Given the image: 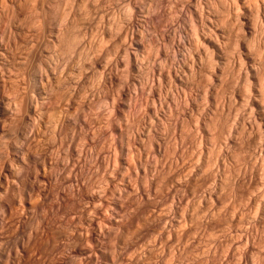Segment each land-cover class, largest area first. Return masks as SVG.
I'll return each mask as SVG.
<instances>
[{
	"label": "rangeland",
	"instance_id": "rangeland-1",
	"mask_svg": "<svg viewBox=\"0 0 264 264\" xmlns=\"http://www.w3.org/2000/svg\"><path fill=\"white\" fill-rule=\"evenodd\" d=\"M263 48L264 0H0V264H67L69 257L68 264H131V258L133 263L139 260L135 264H166V260L167 264H194L197 259L196 264H202L201 260L225 264L231 259L228 264L235 259L238 264H264ZM257 123H261L260 131ZM209 182L217 185L216 193ZM76 184H81L83 192ZM69 185L74 188L70 190ZM116 185L121 194L116 193ZM86 198L103 204L91 207ZM212 212L220 213L218 219ZM247 230L252 234L246 238ZM227 233L233 237L228 235L226 240ZM154 242L160 245L161 251L154 250L157 255L151 250ZM146 245L151 248L144 249ZM228 245L233 248L229 247L230 253ZM136 251L141 257L137 258Z\"/></svg>",
	"mask_w": 264,
	"mask_h": 264
},
{
	"label": "bare ground",
	"instance_id": "bare-ground-1",
	"mask_svg": "<svg viewBox=\"0 0 264 264\" xmlns=\"http://www.w3.org/2000/svg\"><path fill=\"white\" fill-rule=\"evenodd\" d=\"M223 4H224V3H223ZM258 15H259V14H258ZM238 20H239V19H238ZM250 26H251V25H250ZM246 30H247V29H246ZM195 32H196V31H195ZM213 32H214V31H213ZM222 32H224V31H222ZM251 32H252V31H251ZM257 32H258V31H257ZM226 34H227V33H226ZM221 35H222V34H221ZM206 37H207V36H206ZM208 37H209V36H208ZM217 37H218V35H217ZM224 37H225V36H224ZM163 38H164V37H163ZM212 38H213V37H212ZM213 41H214V40H213ZM160 42H161V41H160ZM214 42H215V41H214ZM219 42H220V41H219ZM237 42H238V41H237ZM204 43H205V42H204ZM217 43H218V42H217ZM239 43H240V42H239ZM251 44H252V43H251ZM244 46H245V45H244ZM251 46H252V45H251ZM255 46H256V45H255ZM237 48H238V47H237ZM251 48H252V47H251ZM257 48H258V47H257ZM217 49H218V48H217ZM252 49H253V48H252ZM255 49H256V47H255ZM263 49H264V48H263ZM219 50H220V49H219ZM169 52H170V51H169ZM251 52H253V51H251ZM263 53H264V52H263ZM166 54H167V53H166ZM252 54H253V53H252ZM257 54H258V53H257ZM259 54H260V53H259ZM221 55H222V54H221ZM246 55H247V53H246ZM261 55H262V54H261ZM166 56H167V55H166ZM233 56H234V55H233ZM254 56H256V55H254ZM254 56H253V57H254ZM257 56H258V55H257ZM257 56H256V57H257ZM155 57H156V56H155ZM168 57H169V56H168ZM161 58H162V57H161ZM251 58H252V57H251ZM140 59H141V58H140ZM196 59H197V58H196ZM240 59H241V58H240ZM254 59H255V58H253V60H254ZM256 59H257V58H256ZM256 59H255V60H256ZM175 60H176V59H175ZM218 60H219V59H218ZM263 60H264V59H263ZM263 60H262V61H263ZM212 61H213V60H212ZM241 61H242V60H241ZM210 62H211V61H210ZM225 62H226V61H225ZM263 62H264V61H263ZM140 63H141V62H140ZM212 63H213V62H212ZM234 63H235V62H234ZM153 64H155V63H153ZM183 64H184V63H183ZM225 64H226V63H225ZM242 64H243V63L241 62V66H242ZM258 64H259V63H258ZM263 64H264V63H263ZM263 64H262V65H263ZM246 66H247V65H246ZM163 67H164V66H163ZM171 67H172V66H171ZM218 67H219V66H218ZM221 67H222V66H221ZM247 67H249V66H247ZM247 67H246V68H247ZM252 67H254V66H252ZM255 67H256V66H255ZM105 68H106V67H105ZM176 68H177V67H176ZM250 68H251V67H250ZM161 69H162V68H161ZM232 69H233V68H232ZM241 69H242V68H241ZM245 70H247V69H245ZM245 70H244V73L246 72ZM248 70H250V69L248 68ZM248 70H247V71H248ZM259 70H260V69H259ZM151 71H152V70H151ZM224 71H225V70H224ZM251 71H252V69H251ZM262 71H263V70H262ZM74 72H75V71H74ZM226 72H227V71H226ZM240 72H241V70H240ZM252 72H253V71H252ZM211 73H213V72H211ZM224 73H225V72H224ZM161 74H162V73H161ZM107 75H108V74H107ZM177 75H178V74H177ZM223 75H224V74H223ZM253 75H254V74H253ZM260 75H261V74H260ZM262 75H263V74H262ZM180 76H181V75H180ZM217 76H218V75H217ZM240 76H241V74H240ZM257 76H258V75H257ZM257 76H255V78H256ZM196 77H197V76H196ZM247 77H248V76H247ZM252 77H253V76H252ZM262 77H263V76H262ZM160 78H162V77H160ZM180 78H181V77H180ZM193 78H194V77H193ZM218 78H219V77H218ZM240 78H241V77H240ZM255 78H254V79H255ZM263 78H264V77H263ZM103 79H104V78H103ZM125 79H126V78H125ZM182 79H183V78H182ZM194 79H195V78H194ZM208 79H209V78H208ZM219 79H220V78H219ZM245 79H246V78H245ZM248 79H249V78H248ZM250 79H251V78H250ZM160 80H161V79H160ZM260 80H261V79H260ZM79 81H80V80H79ZM222 81H223V80H222ZM222 81H221V82H222ZM123 82H124V81H123ZM243 82H244V81H243ZM248 82L250 83V81H248ZM252 82H253V81H252ZM121 84H122V83H121ZM251 85H253V84H251ZM256 85H257V84H256ZM259 85H260V84H259ZM262 85H263V84H262ZM224 86H225V85H224ZM249 86H250V85H249ZM13 87H14V86H13ZM260 87H261V86H260ZM113 88H114V87H113ZM216 88H217V87H216ZM185 89H186V88H185ZM249 89H250V87H249ZM255 89H256V88H255ZM181 90H182V89H181ZM147 91H148V90H147ZM183 91H184V90H183ZM252 91H253V90H252ZM185 92H186V91H185ZM146 93H147V92H146ZM222 93H223V92H222ZM106 94H107V93H106ZM182 94H183V93H182ZM216 94H217V93H216ZM263 94H264V93H263ZM159 95H160V94H159ZM232 95H233V94H232ZM248 95H249V94H248ZM250 95H251V94H250ZM254 95H255V94H254ZM257 95H258V94H257ZM80 96H81V95H80ZM233 96H234V95H233ZM246 96H247V95H246ZM261 96H262V95H261ZM263 96H264V95H263ZM105 97H106V96H105ZM248 97H249V96H248ZM248 97H247V98H248ZM250 97L252 98V96H250ZM250 97H249V98H250ZM255 97H256V96H255ZM223 98H224V97H223ZM243 98H244V97H243ZM141 99H142V98H141ZM257 99H258V98H257ZM259 99H260V98H259ZM262 99H263V98H262ZM84 100H85V99H84ZM113 100H114V99H113ZM3 101H4V100H3ZM245 101H246V100H245ZM247 101H248V100H247ZM250 101H251V99H250ZM253 101H258V100H253ZM253 101H252V103H253ZM260 101H261V99H260ZM262 101H263V100H262ZM100 102H101V100H100ZM103 102H104V101H103ZM113 102H114V101H113ZM155 102H156V101H155ZM220 102H221V101H220ZM43 103H44V102H43ZM115 103H116V102H115ZM150 103H151V102H150ZM185 103H186V102H185ZM185 103H184V104H185ZM224 103H225V102H224ZM254 103H255V102H254ZM80 104H81V103H80ZM155 104H156V103H155ZM256 104L258 105V104H260V103H256ZM261 104H262V103H261ZM262 105H263V104H262ZM91 106H92V105H91ZM258 106H259V105H258ZM54 107H55V106H54ZM89 107H90V106H89ZM100 107H101V106H100ZM151 107H152V106H151ZM181 107H182V106H181ZM259 108H260V106H259ZM206 109H207V108H206ZM217 109H218V108H217ZM256 109H258V108H256ZM86 110H87V109H86ZM232 110H233V109H232ZM252 110H253V109H252ZM81 111H82V110H81ZM89 111H90V110H89ZM101 111H102V110H101ZM108 111H109V110H108ZM181 111H182V110H181ZM224 111H225V110H224ZM258 111H259V110H258ZM262 111H263V110H262ZM262 111H261V112H262ZM20 112H21V111H20ZM33 112H34V111H33ZM93 112H94V111H93ZM103 112H104V111H103ZM106 112H107V111H106ZM116 112H117V111H116ZM151 112H152V111H151ZM165 112H166V111H165ZM189 112H190V111H189ZM98 113H99V112H98ZM130 113H131V112H130ZM140 113H141V112H140ZM251 113H252V112H251ZM73 114H74V113H73ZM99 114H100V113H99ZM201 114H202V113H201ZM223 114H224V113H223ZM249 114H250V113H249ZM251 115H252V114H251ZM60 116H61V115H60ZM135 116H136V115H135ZM160 116H161V115H160ZM202 116H203V115H202ZM242 116H243V115H242ZM245 116H246V115H245ZM245 116H244V117H245ZM249 116H250V115H249ZM253 116H254V115H253ZM261 116H263V115H261ZM72 117H73V116H72ZM150 117H151V116H150ZM219 117H220V116H219ZM236 118H237V117H236ZM15 119H16V118H15ZM26 119H27V118H26ZM49 119H50V118H49ZM142 119H143V118H142ZM160 119H161V118H160ZM213 119H214V118H213ZM245 119H246V118H245ZM253 119H255V118H253ZM69 120H70V119H69ZM72 120H73V119H72ZM99 120H100V119H99ZM102 120H103V119H102ZM199 120H200V119H199ZM222 120H223V118H222ZM257 120H258V119H257ZM77 121H78V120H77ZM211 121H212V120H211ZM255 121H256V120H255ZM91 122H92V121H91ZM228 122H229V121H228ZM248 122H249V121H248ZM251 122H252V121H251ZM262 122H263V121H262ZM85 123H86V122H85ZM145 123H146V122H145ZM149 123H150V122H149ZM212 123H213V122H212ZM245 123H246V122H245ZM258 123H259V121H258ZM258 123H257V125H259V131H260V129H261V128H260V124H261V123H260V124H258ZM33 124H34V123H33ZM40 124H41V123H40ZM47 124H48V123H47ZM50 124H51V123H50ZM173 124H174V123H173ZM176 124H177V123H176ZM220 124H221V122H220ZM223 124H224V123H223ZM241 124H242V123H241ZM263 124H264V122H263ZM17 125H18V124H17ZM226 125H227V124H226ZM11 126H12V125H11ZM53 126H54V125H53ZM179 126H180V125H179ZM209 126H210V125H209ZM214 126H215V125H214ZM261 126H262V125H261ZM117 127H118V126H117ZM195 127H196V126H195ZM233 127H234V126H233ZM254 127H255V126H254ZM206 128H207V127H206ZM222 128H223V127H222ZM263 128H264V127H263ZM7 129H8V128H7ZM28 129H29V128H28ZM172 129H173V128H172ZM228 129H229V128H228ZM235 129H236V128H235ZM125 130H126V129H125ZM208 130H209V129H208ZM222 130H223V129H222ZM253 130H254V129H253ZM262 130H263V129H262ZM137 131H138V130H137ZM229 131H230V130H229ZM257 131H258V130H257ZM32 132H33V131H32ZM58 132H59V131H58ZM152 132H153V131H152ZM157 132H158V131H157ZM222 132H224V130H223ZM255 132H256V131H255ZM262 133H263V132H262ZM104 134H105V133H104ZM169 134H170V133H169ZM213 134H214V133H213ZM255 134H257V133H255ZM28 135H29V134H28ZM68 135H69V134H68ZM85 135H86V134H85ZM112 135H113V134H112ZM150 135H151V134H150ZM193 135H194V134H193ZM211 135H212V134H211ZM244 135H245V134H244ZM250 135H251V134H250ZM122 136H123V135H122ZM130 136H131V135H130ZM140 136H141V135H140ZM217 136H218V135H217ZM262 136H263V135H262ZM262 136H261V137H262ZM52 137H53V136H52ZM151 137H152V136H151ZM211 137H212V136H211ZM220 137H221V136H219V138H220ZM39 138H40V137H39ZM54 138H55V137H54ZM241 138H242V137H241ZM259 138H260V137H259ZM259 138H258V139H259ZM262 138H263V137H262ZM20 139H21V138H20ZM47 139H48V138H47ZM65 139H66V138H65ZM175 139H176V138H175ZM255 139H256V138H255ZM45 140H46V139H45ZM92 140H93V139H92ZM112 140H113V139H112ZM123 140H124V139H123ZM242 140H243V138H242ZM262 140H263V139H262ZM75 141H76V140H75ZM93 141H94V140H93ZM105 141H106V140H105ZM200 141H201V140H200ZM226 141H227V140H226ZM248 141H249V140H248ZM257 141H258V140H257ZM95 142H96V141H95ZM101 142H102V141H101ZM209 142H210V141H209ZM41 143H42V142H41ZM168 143H169V142H168ZM186 143H187V142H186ZM257 143H258V142H257ZM260 143H261V141H260ZM172 144H173V143H172ZM177 144H178V143H177ZM225 144H226V143H225ZM249 144H250V143H249ZM253 144H254V143H253ZM47 145H48V144H47ZM70 145H71V144H70ZM110 145H111V144H110ZM132 145H133V144H132ZM144 145H145V144H144ZM201 145H202V144H201ZM219 145H220V144H219ZM263 145H264V144H263ZM129 146H130V145H129ZM164 146H165V145H164ZM171 146H172V145H171ZM247 146H248V145H247ZM247 146H246V147H247ZM6 147H7V146H6ZM104 147H105V146H104ZM131 147H132V146H131ZM182 147H183V146H182ZM217 147H218V146H217ZM263 147H264V146H263ZM53 148H54V147H53ZM228 148H229V147H228ZM241 148H242V147H241ZM247 148H248V147H247ZM76 149H77V148H76ZM173 149H174V148H173ZM261 149H262V148H261ZM19 150H20V149H19ZM25 150H26V149H25ZM134 150H135V149H134ZM161 150H162V149H161ZM175 150H176V149H175ZM217 150H218V149H217ZM251 150H252V149H251ZM240 151H241V150H240ZM255 151H256V150H255ZM105 152H106V151H105ZM229 152H230V151H229ZM211 153H212V152H211ZM243 153H244V152H243ZM251 153H252V152H251ZM253 153H254V152H253ZM10 154H11V153H10ZM110 154H111V153H110ZM162 154H163V152H162ZM182 154H183V153H182ZM184 154H185V153H184ZM220 154H221V153H220ZM85 155H86V154H85ZM232 155H233V154H232ZM132 156H133V155H132ZM147 156H148V155H147ZM177 156H178V155H177ZM183 156H184V155H183ZM93 157H94V156H93ZM123 157H124V156H123ZM139 157H140V156H139ZM142 157H143V156H142ZM167 157H168V156H167ZM248 157H249V156H248ZM131 158H132V157H131ZM168 158H169V157H168ZM204 158H205V157H204ZM245 158H246V157H245ZM81 159H82V158H81ZM117 159H118V158H117ZM122 159H123V158H122ZM247 159H248V158H247ZM134 160H135V159H134ZM239 160H240V159H239ZM69 161H70V160H69ZM92 161H93V159H92ZM116 161H117V160H116ZM122 161H123V160H122ZM140 161H141V160H140ZM86 162H87V161H86ZM131 162H132V161H131ZM170 162H171V161H170ZM247 162H248V161H247ZM80 163H81V162H80ZM84 163H85V162H84ZM113 163H114V161H113ZM132 163H133V162H132ZM132 163H131V164H132ZM223 163H224V162H223ZM223 163H222V164H223ZM103 164H104V163H103ZM131 164H130V165H131ZM172 164H173V162H172ZM209 164H210V163H209ZM242 164H243V163H242ZM78 165H79V164H78ZM90 165H91V164H90ZM90 165H89V166H90ZM179 165H180V164H179ZM200 165H201V164H200ZM238 165H239V164H238ZM250 165H251V163H250ZM252 165H253V164H252ZM71 166H72V165H71ZM96 166H97V165H96ZM137 166H138V164H137ZM154 166H155V165H154ZM163 166L165 167V165H163ZM174 166H175V165H174ZM223 166H224V165H223ZM243 166H244V165H243ZM255 166H256V165H255ZM12 167H13V166H12ZM77 167H78V166H77ZM83 167H84V166H83ZM91 167H92V166H91ZM117 167H118V166H117ZM117 167H116V168H117ZM130 167H131V166H130ZM133 167H134V166H133ZM185 167H186V166H185ZM196 167H197V166H196ZM227 167H228V166H227ZM72 168H73V167H72ZM72 168H71V169H72ZM92 168H93V167H92ZM168 168H171V167H168ZM181 168H182V167H181ZM181 168H180V169H181ZM242 168H243V167H242ZM88 169H89V168H88ZM94 169H95V168H94ZM135 169H136V168H135ZM137 169H138V168H137ZM200 169H201V168H200ZM205 169H206V168H205ZM208 169H209V168H208ZM256 169H257V168H256ZM68 170H69V169H68ZM101 170H102V169H101ZM145 170H146V169H145ZM176 170H177V169H176ZM238 170H239V169H238ZM251 170H252V169H251ZM257 170H258V169H257ZM28 171H29V170H28ZM73 171H74V170H73ZM74 172H75V171H74ZM116 172H117V171H116ZM116 172H115V173H116ZM142 172H143V171H142ZM148 172H149V171H148ZM174 172H175V171H174ZM183 172H184V171H183ZM207 172H208V171H207ZM215 172H216V170H215ZM160 173H161V172H160ZM163 173H164V172H163ZM169 173H170V172H169ZM184 173H185V172H184ZM252 173H253V172H252ZM137 174H138V173H137ZM182 174H183V173H182ZM78 175H79V174H78ZM117 175H118V174H117ZM135 175H136V174H135ZM161 175H162V174H161ZM172 175H173V174H172ZM187 175H188V174H187ZM227 175H228V174H227ZM239 175H240V174H239ZM252 175H253V174H252ZM65 176H66V175H65ZM96 176H97V175H96ZM122 176H123V175H122ZM176 176H177V175H176ZM116 177H117V176H116ZM126 177H127V176H126ZM160 177H161V176H160ZM168 177H169V176H168ZM177 177H179V176H177ZM197 177H198V176H197ZM202 177H204V176H202ZM230 177H231V176H230ZM66 178H68V177L66 176ZM66 178L63 179L64 183H66V181H67ZM113 178H114V177H113ZM123 178H124V177H122V179H123ZM134 178H135V177H134ZM174 178H175V177H174ZM65 179H66V180H65ZM87 179H88V178H87ZM95 179H96V178H95ZM125 179H126V178H125ZM172 179H173V177H171L170 180H172ZM187 179H188V178H187ZM211 179H212V178H211ZM57 180H58V179H57ZM69 180L72 181L73 179H69ZM69 180H68V181H69ZM88 180H89V179H88ZM115 180H116V179H115ZM153 180H154V179H153ZM155 180H156V179H155ZM206 180H208V179H206ZM222 180H223V179H222ZM228 180H229V179H228ZM235 180H236V179H235ZM240 180H241V179H240ZM242 180H243V179H242ZM49 181H50V180H49ZM71 181H70V182H71ZM73 181H75V179H74ZM73 181H72V183H73ZM77 181H79V180H77ZM77 181H75V182H77ZM83 181H84V180H83ZM109 181H110V180H109ZM116 181H117V180H116ZM126 181H127V180H126ZM129 181H130V179H129ZM129 181H128V182H129ZM141 181H142V179H141ZM180 181H181V180H180ZM186 181H188V180H186ZM189 181H190V180H189ZM214 181H216V180H214ZM224 181H225V179H224ZM229 181H230V180H229ZM229 181H228V182H229ZM231 181H232V180H231ZM231 181H230V182H231ZM243 181H244V180H243ZM36 182H37V181H36ZM70 182H68V184H69ZM99 182H100V181H99ZM120 182H122V181L120 180ZM123 182H124V181H123ZM130 182H131V181H130ZM130 182H129V185H130ZM132 182H133V179H132ZM136 182H137V181H136ZM136 182H134V183H136ZM190 182H191V181H190ZM210 182H211V180H210ZM210 182H209L208 184H210ZM218 182H219V181H218ZM58 183H61V182H58ZM81 183H84V182H81ZM105 183H106V182H105ZM139 183H140V182H139ZM143 183H144V181H143ZM150 183L152 184V183H155V182L153 181V182H150ZM162 183H163V182H162ZM181 183H182V182H181ZM181 183H180V184H181ZM206 183H207V182H206ZM211 183H213V182H211ZM215 183H216V182H215ZM223 183H224V182H223ZM62 184H63V182H62ZM62 184H61V188H62ZM74 184H75V183H74ZM74 184H72V185H74ZM84 184H85V183H84ZM92 184H93V183H92ZM106 184H107V183H106ZM121 184H122V183H120V185H121ZM124 184H125V183H124ZM146 184H147V183H146ZM156 184H157V183H156ZM182 184H183V186H184V183H182ZM190 184L192 185V183H190ZM216 184H217V183H216ZM224 184H225V183H224ZM236 184H237V183H236ZM59 185H60V184H59ZM59 185H58V188H60ZM70 185H71V184H70ZM70 185H69V186H70ZM76 185L78 186V184H76ZM98 185H99V184H98ZM125 185H127V184H125ZM137 185H138V184H137ZM137 185H136V186H137ZM154 185H155V184H154ZM154 185H152V186L154 187ZM157 185H159V184H157ZM210 185H211V184H210ZM221 185H222V184H221ZM221 185H220V186H221ZM232 185H233V184H232ZM234 185H235V184H234ZM241 185H242V184H241ZM56 186H57V185H56ZM65 186H68V185L65 184ZM74 186H75V185H74ZM79 186H81V184H80ZM79 186H78V187H79ZM111 186H112V185H111ZM131 186H132V184L130 185V187H131ZM139 186H140V185H139ZM150 186H151V185H150ZM150 186H149V187H150ZM177 186H178V185H177ZM194 186H195V185H194ZM206 186H207V185H206ZM211 186H213V185H211ZM211 186H209V187H211ZM216 186H217V185H215V187H216ZM223 186H225V185H223ZM223 186H222V188H223ZM228 186H229V185H228ZM228 186H227V187H228ZM230 186H231V185H230ZM249 186H250V185H249ZM70 187H71V186H70ZM70 187H69V188H70ZM91 187H92V186H91ZM100 187L102 188V186H100ZM112 187H114V186H112ZM116 187H118V186L116 185ZM116 187H115V188H116ZM119 187H120V186H119ZM119 187H118V190H117V188L115 189V192H116V190H117L116 193H118V191H119ZM133 187H134V186H132V188H133ZM143 187H144V186H143ZM149 187H148V188H149ZM173 187H174V185H173ZM179 187H180V186H179ZM179 187H178V188L175 187V188H176L177 190H179ZM181 187H182V186H181ZM181 187H180V188H181ZM184 187H185V186H184ZM213 187H214V186H213ZM213 187H211V188H213ZM215 187H214L215 190H213V191H215V193H216V188H218V187H216V188H215ZM247 187H248V186H247ZM54 188H55V186H54ZM72 188H74V187H71L70 190H71ZM79 188L82 190V187H79ZM89 188H90V187H89ZM95 188L98 189L97 187H95ZM101 188H100V189H101ZM107 188H108V187H107ZM121 188L126 189L125 186L122 187V185H121ZM136 188H137V187H136ZM136 188H135V189H136ZM146 188H147V187H146ZM182 188H183V187H182ZM182 188H181V189H182ZM189 188H190V187H189ZM191 188H192V187H191ZM202 188L205 189L204 187H202ZM202 188H201V189H202ZM222 188H221V190H219V191H222V190L225 191V190L222 189ZM224 188H225V187H224ZM232 188H233V186H232ZM42 189H43V188H42ZM63 189H64V188H63ZM96 189H95V190H96ZM139 189H141V188H139ZM139 189H138V190H139ZM151 189H152V188H151ZM225 189H226V188H225ZM257 189H258V188H257ZM261 189H262V188H261ZM12 190H13V189H12ZM57 190H58V189H57ZM59 190H60V189H59ZM77 190L79 191V189H77ZM93 190H94V188H93ZM98 190H99V189H98ZM110 190H112V189H110ZM110 190L108 189V191H110ZM113 190H114V189H113ZM120 190H121V189H120ZM143 190H144V189H143ZM145 190H146V189H145ZM169 190H170V188H169ZM177 190H174V191H177ZM207 190H208V189H207ZM207 190H206V191H207ZM258 190H259V189H258ZM62 191H63V190H61V192H62ZM72 191H74V190H72ZM96 191H97V190H96ZM101 191H103V190H100V192H101ZM128 191H129V190H128ZM128 191H124V192H128ZM130 191H131V190H130ZM147 191H148V189H147ZM155 191H156V189H155ZM170 191H171V190H170ZM200 191H201V190H200ZM211 191H212V189H211ZM217 191H218V190H217ZM223 191H222V192H223ZM58 192H59V191H58ZM66 192H67V191H66ZM69 192H70V191H69ZM81 192H83V190H82ZM112 192H113V191H112ZM115 192H114V193H115ZM119 192H120V191H119ZM132 192H134V191H132ZM135 192H136V191H135ZM138 192H139V191H138ZM141 192H143V191H141ZM178 192H179V191H178ZM209 192H210V190H209ZM209 192H207V194H209ZM64 193H65V192H64ZM84 193H85V192H84ZM89 193H90V192H89ZM89 193H88V194H89ZM93 193H94V192H92V195H93ZM105 193H106V192H105ZM105 193H103L102 198H104V194H105ZM114 193H113V195H114ZM116 193H115V194H116ZM121 193H122V191L120 192V194H121ZM144 193H145V191H144ZM156 193H157V192H156ZM181 193H182V192H181ZM212 193H213V192H212ZM228 193H229V191H228ZM53 194H55V193L53 192ZM59 194H60V193H59ZM59 194H58V195H59ZM62 194H63V193H61L60 195H62ZM66 194H67V193H66ZM66 194H64V195H66ZM70 194H71V193H70ZM73 194H74V193H73ZM80 194H82V193H80ZM94 194H95V193H94ZM98 194H99V193H98ZM101 194H102V192L100 193V195H101ZM125 194H126V193H125ZM131 194H132V193H131ZM135 194H137V192H136ZM169 194H170V193H169ZM172 194H173V193H172ZM205 194H206V193H205ZM207 194H206V195H207ZM225 194H226V193H225ZM252 194H253V193H252ZM48 195H49V194H48ZM64 195H63V196H64ZM68 195H69V193H68ZM78 195H79V194H78ZM89 195H90V194H89ZM92 195H90V196H92ZM95 195H96V194H95ZM95 195H94V196H95ZM100 195H99V196H100ZM106 195H107V194H105V196H106ZM122 195H124V194H122ZM185 195H186V194H185ZM202 195H204V194H202ZM210 195L212 196V194H210ZM241 195H242V194H241ZM63 196H62V197H63ZM79 196H80V195H79ZM79 196H78V197H79ZM94 196H93V197H94ZM97 196H98V195H97ZM114 196H115V195H114ZM114 196H113V197H114ZM127 196H128V195H127ZM129 196H131V195L129 194ZM143 196H144V194H143ZM158 196H159V195H158ZM160 196H161V195H160ZM214 196H215V195H214ZM220 196H222V194H221V195L219 194V197H220ZM224 196H226V195H224ZM234 196H235V195H234ZM248 196H249V195H248ZM62 197H61V198H62ZM83 197H84V196H83ZM88 197H89V196H87V198H88ZM93 197H92V198H93ZM95 197H96V196H95ZM115 197H116V196H115ZM115 197H114V198H115ZM140 197H141V195H140ZM162 197H163V196H162ZM165 197H166V196H165ZM168 197H169V196H168ZM44 198H45V197H44ZM64 198H65V196H64ZM87 198H86V200H87ZM97 198H98V197H97ZM106 198H107V197H106ZM118 198H119V196H118ZM129 198H130V197H129ZM137 198H138V196H137ZM148 198H149V197H148ZM150 198H151V197H150ZM176 198H179V197H176ZM182 198H183V197H182ZM200 198H202V197H200ZM212 198H213V197H212ZM212 198H210V199H212ZM256 198H257V197H256ZM258 198H259V197H258ZM260 198H261V196H260ZM262 198H263V197H262ZM4 199H5V198H4ZM69 199H70V198H69ZM99 199H100V198H99ZM104 199H105V198H104ZM111 199H112V197H111ZM121 199H122V198H121ZM158 199H159V198H158ZM179 199H180V198H179ZM204 199H205V198H204ZM215 199H216V198H214V200H215ZM221 199H222V198H221ZM223 199H224V198H223ZM228 199H229V198H228ZM58 200H59V199H57V201H58ZM63 200H64V199H63ZM79 200H80V199H79ZM89 200H90V202H91V199H89ZM89 200H87V201H89ZM94 200H95V199L93 198V201H94ZM97 200H98V199H97ZM100 200H101V199H100ZM106 200H107V199H106ZM114 200H115V199H114ZM136 200H138V199H136ZM154 200H155V199H154ZM183 200H185V199H183ZM196 200H197V199H196ZM208 200H209V199H208ZM51 201H52V200H51ZM80 201H81V200H80ZM102 201H103V200H102ZM107 201H108V200H107ZM116 201H117V199H116ZM134 201H135V200H134ZM158 201H160V200H158ZM167 201H168V200H167ZM167 201H166V202H167ZM174 201H175V200H174ZM197 201H199V200H197ZM204 201H205V200H204ZM212 201H213V200H212ZM216 201H217V200H216ZM219 201H220V200H219ZM52 202H53V201H52ZM59 202H60V201H59ZM67 202H69V201H67ZM90 202H88V204H91V203H92V205H91V207H92L95 203L97 204V203L99 202V200H98V202H95V203H94V202H91V203H90ZM100 202H101V201H100ZM104 202H105V201H104ZM125 202H126V201H125ZM125 202H124V203H125ZM127 202H128V201H127ZM129 202H131V201H129ZM136 202H137V201H136ZM170 202H171V201H170ZM175 202H176V201H175ZM179 202H180V200H179ZM183 202H184V201H183ZM199 202H200V201H199ZM222 202H223V201H222ZM225 202H227L226 199H225ZM225 202H224V203H225ZM237 202H238V201H237ZM121 203H122V202H121ZM146 203H148V202H146ZM173 203H174V202H173ZM181 203H182V202H181ZM193 203H197V202L195 201V202H193ZM206 203H207V201H206ZM208 203H209V202H208ZM210 203H211V202H210ZM212 203H213V202H212ZM217 203H218V202H217ZM224 203H223V204H224ZM238 203H239V202H238ZM248 203H249V202H248ZM88 204H87V207H88ZM98 204H99V203H98ZM100 204H101V203H100ZM100 204L98 205V208H99ZM102 204H103V203H102ZM102 204H101V206H102ZM126 204H127V203H126ZM135 204H136V203H135ZM143 204H144V203H143ZM166 204H167V203H166ZM201 204H202V203H201ZM221 204H222V203H221ZM239 204H241V203H239ZM256 204H257V203H256ZM258 204H259V203H258ZM122 205H123V204H122ZM122 205H121V206H122ZM154 205H156V204H154ZM159 205H160V204H159ZM181 205H182V204H181ZM195 205H196V204H195ZM209 205H210V204H209ZM213 205H214V203H213ZM233 205H234V204H233ZM235 205H236V204H235ZM249 205H250V204H249ZM33 206H34V205H33ZM68 206H69V204H68ZM95 206H96V205H95ZM101 206H100V207H101ZM103 206H104V205H103ZM144 206H145V204H144ZM146 206H147V205H146ZM164 206H165V205H164ZM188 206H189V205H188ZM193 206H194V205H193ZM199 206H200V205H199ZM203 206H204V205H203ZM211 206H212V204H211L209 207H211ZM223 206H224V205H223ZM225 206H226V205H225ZM238 206H239V205H238ZM10 207H11V206H10ZM111 207H112V205H111ZM114 207H115V206H114ZM114 207L111 208V209H112V210H113V209L115 210ZM123 207H124V205H123ZM178 207H179V206H178ZM191 207H192V206H191ZM200 207H201V206H200ZM219 207H220V206H219ZM231 207H232V206H231ZM231 207H229V208H231ZM93 208H94V207H93ZM93 208H91V209H93ZM98 208H97V206H96V209H95V210H97ZM125 208H126V206H125ZM215 208H216V207H215ZM226 208H228V207H226ZM89 209H90V207L88 208V210H89ZM107 209H108V208H107ZM107 209H106V207H105V210H107ZM145 209H146V208H145ZM163 209H164V208H163ZM194 209H195V208H194ZM201 209H203V207H202ZM201 209H200V210H201ZM207 209H208V208H207ZM213 209H214V208H213ZM218 209H219V208H218ZM222 209H223V208H222ZM244 209H245V208H244ZM82 210H84V209H82ZM88 210H86V212H87ZM99 210H100V209H99ZM105 210H104V211H105ZM117 210H118V209H116V211H117ZM136 210H137V209H136ZM142 210H143V209H142ZM146 210H147V209H146ZM191 210H192V208H191ZM200 210H199V213H200ZM219 210H221V209H219ZM225 210H226V209H225ZM239 210H240V209H239ZM9 211H10V210H9ZM26 211H27V210H26ZM79 211H81V210H79ZM90 211H91V210H90ZM97 211H98V210H97ZM180 211H181V210H180ZM183 211H184V210H183ZM212 211H213V210H212ZM223 211H224V210H223ZM229 211H230V213H231V212L234 211V210H232V211L229 210ZM0 212H1V211H0ZM33 212H34V210H33ZM139 212H140V211H139ZM141 212H142V211H141ZM148 212H149V211H148ZM163 212H164V211H163ZM176 212H177V211H176ZM195 212H196V211H195ZM205 212L207 213V211H205ZM219 212H222V210L219 211ZM219 212H218V213H219ZM226 212H227V211H226ZM255 212H256V211H255ZM47 213H48V212H47ZM69 213H70V212H69ZM113 213H114V212H113ZM144 213H145V212H144ZM152 213H153V212H152ZM218 213H217V214H218ZM252 213H253V212H252ZM17 214H18V213H17ZM17 214H16V215H17ZM90 214H91V212H90ZM94 214H95V213H94ZM114 214H115V213H114ZM120 214H121V213H120ZM122 214H123V213H122ZM194 214H195V213H194ZM209 214H210V213H209ZM211 214H213V212H212ZM211 214H210V215H211ZM217 214H216V215L213 214V215H215L214 217H216ZM219 214H220V213H219ZM223 214H224V213H223ZM242 214H243V213H242ZM67 215H68V214H67ZM82 215H84V214H83V211H82ZM124 215H125V213H124ZM135 215H136V214H135ZM140 215H141V214H140ZM155 215H156V214H155ZM165 215H166V214H165ZM182 215H183V214H182ZM186 215H187V214H186ZM190 215H192V214H190ZM197 215H198V214H197ZM199 215H200V214H199ZM207 215H208V214H207ZM230 215H231V214H230ZM31 216H32V215H31ZM144 216H145V215H144ZM148 216H149V215H148ZM162 216H163V215H161V217H162ZM166 216H167V215H166ZM170 216H171V215H170ZM172 216H173V215H172ZM193 216H194V215H193ZM204 216H206V215H204ZM237 216H238V215H237ZM13 217H14V216H13ZM17 217H18V216H17ZM32 217H33V216H32ZM133 217H134V216H133ZM135 217H136V216H135ZM138 217H139V216H138ZM154 217H155V216H154ZM157 217H158V216H157ZM161 217H160V220H161ZM177 217H178V216H177ZM181 217H182V216H181ZM183 217H184V215H183ZM195 217H196V216H195ZM201 217H203V216H201ZM206 217H207V216H206ZM234 217H235V215H234ZM241 217H242V216H241ZM243 217H244V216H243ZM260 217L262 218V215H260ZM73 218H75V217H72V219H73ZM76 218H79V217L76 215ZM116 218H117V217H116ZM128 218H129V217H128ZM162 218H163V217H162ZM179 218H180V217H179ZM184 218H185V217H184ZM187 218H188V217H187ZM190 218H192V217H190ZM196 218H197V217H196ZM198 218H199V217H198ZM216 218H217V217H216ZM220 218H221V217H220ZM12 219H13V218H12ZM70 219H71V218H70ZM92 219L94 220L95 218H92ZM100 219H101V218H100ZM136 219H137V218H136ZM158 219H159V218H158ZM199 219H200V218H199ZM217 219H218V218H217ZM239 219H240V217H239ZM242 219H243V218H242ZM242 219H241V220H242ZM256 219H257V217H256ZM27 220H28V219H27ZM65 220H66V219H65ZM68 220H69V219H68ZM73 220H74V219H73ZM73 220H71L72 223L74 222ZM76 220H79V219H76ZM76 220H75V222H76ZM89 220H91V219H89ZM106 220H108V222H110V224H111V221H110L108 218H107ZM113 220H114V219H113ZM140 220H141V219H140ZM160 220H159V221H160ZM166 220H170V219L167 218ZM181 220H183V219H181ZM215 220H216V219H215ZM248 220H249V219H248ZM261 220H263V219H261ZM261 220H260V221H261ZM103 221H104V220H103ZM122 221H123V220H122ZM122 221H120V222H122ZM127 221H128V220H127ZM156 221H157V220H156ZM183 221H184V220H183ZM207 221H208V220H207ZM242 221H243V220H242ZM242 221H241V222H242ZM250 221H251V220H250ZM26 222H27V221H26ZM28 222H29V221H28ZM65 222H66V221H65ZM67 222H68V221H67ZM67 222H66V223H67ZM71 222H69V224H70ZM86 222H87V221H86ZM91 222H92V221H91ZM94 222H95V221H94ZM97 222H98V221H97ZM97 222H95V223L97 224ZM142 222H143V221H142ZM192 222H193V221H192ZM194 222H195V221H194ZM197 222H198V221H197ZM197 222H196V223H197ZM204 222H205V221H204ZM236 222H237V221H236ZM241 222H240V223H241ZM247 222H248V221H247ZM247 222H245V223H247ZM32 223H33V221H32ZM95 223H94V224H95ZM106 223H107V222H106ZM106 223H104L105 226H106ZM147 223H148V222H147ZM152 223H153V222H152ZM163 223H165V222L163 221ZM167 223H168V222H167ZM182 223H183V222H182ZM196 223H195V224H196ZM198 223H199V222H198ZM198 223H197V224H198ZM14 224H15V223H14ZM62 224H63V223H62ZM76 224H77V223H76ZM76 224H75V225H76ZM81 224H82V223H81ZM89 224H91V223H89ZM89 224H88V225H89ZM114 224H115V223H114ZM129 224H131V223H129ZM149 224H150V223H149ZM160 224H161V223H160ZM165 224H166V223H165ZM165 224H164V225H165ZM176 224H177V223H176ZM185 224H186V223H184V225H185ZM192 224H193V223H191L190 225H192ZM195 224H193V225H195ZM201 224H203V223L201 222ZM258 224H259V223H258ZM71 225H74V223L71 224ZM92 225H93V224H92ZM118 225H119V223H118ZM162 225H163V224H162ZM171 225H172V224H171ZM171 225H170V226H171ZM180 225H181V223H180ZM184 225H183V226H184ZM212 225H213V224H212ZM218 225H219V224H218ZM226 225H227V224H226ZM260 225H261V224H260ZM78 226H79V225H78ZM81 226H82V225H81ZM90 226H91V225H90ZM120 226H121V224H120ZM120 226H119V227H120ZM125 226H126V225H125ZM132 226H133V225H132ZM177 226H178V224H177ZM243 226H245V225H243ZM256 226H257V225H256ZM70 227H71V226H70ZM91 227H94V226H91ZM91 227H90V229H93V228H91ZM99 227L101 228V226H99ZM99 227H98V228H99ZM108 227H110V226H108ZM111 227H113V230L116 229V228L114 229V226H111ZM119 227H118V228H119ZM185 227H186V226H185ZM187 227H188V226H187ZM187 227H186V228H187ZM204 227H205V226H204ZM10 228H11V227H10ZM30 228H31V227H30ZM78 228H79V227H78ZM78 228H76V229H78ZM94 228H95V227H94ZM132 228H133V227H132ZM142 228H143V227H142ZM156 228H157V226H156ZM163 228H164V227H163ZM181 228H182V227L180 226V229H181ZM201 228H202V227H201ZM223 228H224V227H223ZM236 228H237V226H236ZM241 228H242V227H241ZM241 228H240V229H241ZM246 228H247V227H246ZM253 228H254V226H253ZM258 228H259V227H258ZM76 229H75V230H76ZM81 229H82V227H81ZM83 229H85V228H83ZM87 229H88V228H87ZM90 229H88V231H89ZM103 229H104V227H103ZM105 229H106V228H105ZM139 229H140V228H139ZM143 229H144V228H143ZM170 229L172 230V228H170ZM188 229H189V227H188ZM190 229H192V228H190ZM196 229H197V228H196ZM263 229H264V228H263ZM75 230H74V233H76ZM79 230H80V229H79ZM79 230H78V231H79ZM94 230H95V231H94ZM94 230H93V232H95V234H96L97 232L99 233V231H96V229H94ZM121 230H122V229H121ZM132 230H133V229H132ZM140 230H141V229H140ZM144 230H145V229H144ZM167 230H168V229H167ZM175 230H176V228H175ZM192 230H193V229H192ZM243 230H244V229H243ZM245 230H246V229H245ZM248 230H249V229H248ZM248 230H247V233H249ZM78 231H77V232H78ZM83 231H84V230H83ZM105 231H106V230H105ZM117 231H118V230H117ZM117 231H116V232H117ZM119 231H120V228H119ZM138 231H139V230H138ZM138 231H135V232H138ZM141 231H142V230H141ZM146 231H147V230H146ZM179 231H180V230L178 229V232H179ZM230 231H231V230H230ZM230 231H229V232H230ZM257 231H258V230H257ZM80 232H82V231H80ZM90 232H91V231H90ZM90 232H89V233H90ZM113 232H114V231H113ZM185 232H186V231H185ZM207 232H208V231H207ZM224 232H225V231H224ZM252 232H253V231H252ZM17 233H18V232H17ZM78 233H79V232H78ZM78 233H77V236H79ZM101 233H102V231H101ZM110 233H111V231H110ZM167 233H168V232H167ZM179 233H180V232H179ZM189 233H190V232H189ZM209 233H210V231H209ZM219 233H221V232H219ZM225 233H226V232H225ZM237 233H238V232H237ZM244 233H245V232H244ZM244 233H242V236H243ZM250 233H251V231H250ZM250 233H249V235H246V233H245L246 238L250 236ZM72 234H73V233H72ZM82 234H83V233H81L80 236H82ZM85 234H86V233H85ZM112 234H113V233H112ZM118 234H119V233H118ZM161 234H162V233H161ZM174 234H175V232H174ZM205 234H206V232H205ZM223 234H224V233H223ZM230 234H231V233H230ZM233 234H234V233H233ZM251 234H252V233H251ZM254 234H255V232H254ZM102 235H103V234H102ZM114 235H115V234H114ZM116 235H117V234H116ZM122 235H123V234H122ZM134 235H135V234H134ZM155 235H157V234H155ZM159 235H160V233H159ZM163 235H164V234H163ZM195 235H196V234H195ZM207 235H208V234H207ZM212 235H213V234H212ZM214 235H215V234H214ZM219 235H220V234H219ZM228 235H229L228 233L225 235L226 240H227V238H228ZM237 235H238V234H237ZM240 235H241V234H240ZM240 235H239V236H240ZM24 236H25V235H24ZM66 236H67V234H66ZM72 236H73V235H72ZM72 236H69V235H68V237H70V238H71ZM83 236H84V234H83ZM98 236H99V235H98ZM98 236H97L96 240L98 239ZM128 236H129V235H128ZM136 236H137V235H136ZM223 236H224V235H223ZM226 236H227V237H226ZM229 236H230L231 238L233 237V236H231V235H229ZM251 236H252L251 238L253 239L254 235H251ZM92 237H93V234H92ZM116 237H119V236H116ZM155 237H156V236H155ZM157 237H158V236H157ZM159 237H160V236H159ZM169 237H172V236H169ZM194 237H195V236H194ZM202 237H203V236H202ZM209 237H210V236H209ZM214 237H215V236H214ZM243 237H244V236H243ZM70 238H69V239H70ZM86 238H88V237H86ZM89 238H90V237H89ZM89 238H88V240H90ZM140 238H141V237H140ZM147 238H148V237H147ZM149 238L151 239V237H149ZM161 238H163V237H161ZM198 238H199V237H198ZM211 238H212V237H211ZM225 238H224V239H225ZM240 238H241V237H239V239H240ZM258 238H259V237H258ZM31 239H32V238H31ZM72 239H75V238L72 237ZM72 239H71V240H72ZM79 239H80V238H79ZM99 239H101V235H100V238H99ZM99 239H98V240H99ZM105 239H106V238H105ZM120 239H121V235H120ZM164 239H165V238H164ZM167 239H168V238H167ZM180 239H181V238H180ZM187 239H188V238H187ZM189 239H191V238H189ZM193 239H194V238H192V240H193ZM205 239H206V238H205ZM239 239L236 238L237 241H238ZM248 239H249V238H248ZM53 240H54V239H53ZM62 240H64V239H62ZM115 240H116V239H115ZM133 240H134V239H133ZM160 240H161V239H160ZM171 240H172V239H171ZM171 240H170V242H171ZM183 240H185V239H183ZM192 240H191V242H193ZM230 240H231V239H230ZM236 240L234 239L235 242H236ZM242 240H245V238H243ZM255 240H257V239H255ZM262 240H263V239H262ZM29 241H30V240H29ZM55 241H56V240H55ZM76 241H77V240H76ZM92 241H93V240H92ZM92 241H91V242H92ZM110 241H111V240H110ZM139 241H140V240H139ZM156 241H157V240H156ZM162 241H164V240H162ZM167 241H168V240H167ZM203 241H204V240H203ZM228 241H229V240H228ZM232 241H233V240H231V242H232ZM239 241H240V240H239ZM239 241H238V242H239ZM250 241H251V240H250ZM42 242H43V241H42ZM70 242H71V241H70ZM99 242H101V241H98V243H99ZM103 242H105V241H103ZM132 242H133V241H132ZM136 242H137V240H136ZM164 242H165V241H164ZM164 242H161V241H160V242H158V243H159V244L162 243V245H163ZM168 242H169V241H168ZM170 242H169V243H170ZM181 242H183V241H181ZM187 242H188V241H187ZM191 242H190V243H191ZM206 242H207V241H206ZM210 242H211V241H210ZM241 242H242V241H241ZM64 243H65V242H64ZM67 243H68V241H67ZM84 243H85V242H84ZM94 243H95V242H93L92 244H94ZM96 243H97V242H96ZM98 243H97V244H98ZM105 243H106V242H105ZM113 243H114V242H113ZM113 243H112V244H113ZM116 243H117V242H116ZM126 243H127V241H126ZM144 243H146V242H144ZM147 243H148V242H147ZM147 243H146V244H147ZM155 243H156V242H154V244H155ZM169 243H167V244H169ZM177 243H178V241H177ZM198 243H199V242H197V244H198ZM208 243H209V241H208ZM244 243H246V242H243V244H244ZM256 243H258V242H256ZM65 244H66V243H65ZM65 244H64L63 246H65ZM90 244H91V243H90ZM97 244H96L95 246H97ZM99 244H100V243H99ZM99 244H98V245H99ZM103 244H104V243H103ZM114 244H115V243H114ZM127 244H128V243H127ZM127 244H126V245H127ZM129 244H130V243H129ZM129 244H128V245H129ZM131 244H133V243H131ZM136 244H137V243H136ZM139 244H141V243H139ZM148 244H150V243H148ZM148 244H147V245H148ZM154 244H153V245H154ZM167 244L165 243V245H167ZM172 244H173V243H172ZM172 244H171V245H172ZM174 244H175V242H174ZM184 244H186V243H184ZM193 244H194V243H193ZM195 244H196V243H195ZM202 244H203V243H202ZM202 244H201V245H202ZM205 244H206V243H205ZM205 244H204V245H205ZM210 244H211V243H210ZM210 244H209V245H210ZM215 244H216V243H215ZM224 244H225V243H224ZM227 244H228V243H227ZM247 244H248V243H247ZM45 245H46V244H45ZM50 245H51V244H50ZM61 245H62V244H61ZM66 245H67V244H66ZM77 245H78V244H77ZM85 245H86V244H85ZM106 245H107V246H110V243H109V245H108V241H107V244H106ZM128 245H127V246H128ZM134 245H135V244H134ZM134 245H133V247H134ZM144 245H145V244H144ZM147 245L145 246L146 248H144V249H146V250H147V247L149 246V245H148V246H147ZM165 245H164L163 247H166ZM180 245H181V244H180ZM180 245H179L178 247L181 248ZM219 245H220V244H219ZM229 245H230V243H229ZM229 245H228V249H227V251L230 250V251H229V253H230V252H231V249H233V248H232L233 246H232V243H231V246H232V247H230ZM239 245H240V244H239ZM256 245H258V244H256ZM40 246H41V245H40ZM73 246H74V245H73ZM75 246H76V245H75ZM87 246H88V245H87ZM93 246H94V245H92V247H93ZM95 246L93 247V249L96 248ZM112 246H113V245H112ZM112 246H111V247H112ZM127 246H126V249L128 248ZM131 246H132V245H131ZM151 246H152V245H151ZM157 246H158V245H157ZM157 246H156V244H155L154 249H153V247H152V248H151V247H148V248H151V250H153L152 253H153V254H156L157 252H154V250H156L155 247H157ZM173 246H175V245H173ZM182 246H184V245L182 244ZM187 246L189 247V245H187ZM192 246H194V245H192ZM197 246H200V243H199V245H197ZM197 246H195V247H197ZM202 246H203V245H202ZM215 246H216V245H215ZM225 246H226V245H225ZM234 246H235V243H234ZM241 246H242V245H241ZM241 246H240V247H241ZM248 246H249V244H248ZM252 246H253V244H252ZM45 247H46V246H45ZM56 247H57V245H56ZM59 247H60V245H59ZM81 247H82V246H81ZM88 247H89V246H88ZM88 247H85V246H84L85 249L88 248ZM119 247H120V246H119ZM136 247L138 248V246H135V248H136ZM140 247H141V246L139 245V248H140ZM170 247H171V246H170ZM170 247H169V249H170ZM176 247H177V246H176ZM178 247H177V248H178ZM185 247H186V246H185ZM200 247H201V246H200ZM200 247H199V248H200ZM203 247H204V246H203ZM206 247H207V244H206ZM211 247H212V246H211ZM211 247H209V248H211ZM223 247H224V246H223ZM229 247H230L231 249H230ZM6 248H7V247H6ZM65 248H66V247H65ZM67 248H68V247H67ZM71 248H72V247H71ZM71 248H70V249H71ZM76 248H78V247L76 246V247H75V250H76ZM82 248H83V247H82ZM82 248L79 247V250H80V249L82 250ZM84 248H83V249H84ZM90 248H91V245H90ZM90 248H89V249H90ZM105 248H106V247H105ZM107 248H109V247H107ZM116 248H117V247H116ZM116 248H115V249H116ZM135 248H134V249H135ZM139 248H138V250H139ZM142 248H143V244H142ZM142 248H141V249H142ZM157 248H158V247H157ZM159 248H160V245H159ZM159 248H158V249H159ZM167 248H168V247H167ZM177 248H176V250H177ZM225 248H226V247H225ZM234 248H237V245H236V247H234ZM244 248H245V247H244ZM2 249H3V248H2ZM51 249H52V248H51ZM57 249H58V248H57ZM57 249H56V250H57ZM60 249H61V248H60ZM62 249H63V248H62ZM73 249H74V248H73ZM96 249H97V248H96ZM99 249H100V248H99ZM123 249H125V248H123ZM123 249H122V250H123ZM171 249H172V247H171ZM184 249H185V248H184ZM187 249H188V248H187ZM205 249H206V248L204 247V250H205ZM207 249H208V248H207ZM211 249H212V248H211ZM214 249H215V248H214ZM218 249H220V248H218ZM240 249H241V248H240ZM240 249H239V251L241 252ZM91 250H92V249H91ZM102 250H103V249H102ZM117 250H118V249H117ZM128 250H129V248H128ZM128 250H127V251H128ZM130 250H131V249H130ZM135 250H137V249H135ZM135 250H134V251H135ZM138 250H137V251H138ZM162 250H163V249H162ZM164 250H165V248H164ZM164 250H163V251H164ZM167 250H168V249H167ZM172 250H174V249H172ZM178 250H180V249L178 248ZM189 250H190V249L187 250V253H189V252H188ZM191 250H192V249H191ZM196 250H197V249H196ZM196 250L194 249L193 251H196ZM200 250H201V249H200ZM200 250H199V251H200ZM204 250H203V252H204ZM208 250H209V249H208ZM234 250H235V251H238L237 249H234ZM252 250H253V249H252ZM252 250H251V253L253 252ZM51 251H52V250H51ZM54 251H55V250H54ZM73 251H74V250H73ZM86 251H89V250H86ZM92 251H93V250H92ZM103 251H104V250H103ZM105 251H106V250H105ZM110 251H111V249H110ZM110 251L108 250L109 253H110ZM113 251H114V250H113ZM113 251H112V252H113ZM115 251H116V250H115ZM123 251H125V250H123ZM123 251H120V252H123ZM131 251L133 252V250H131ZM137 251H136V252H137ZM142 251H143V250H141L140 252H142ZM144 251H145V250H144ZM159 251H161V250L159 249ZM159 251H158V252H159ZM185 251H186V250H185ZM185 251H183V253H185ZM210 251L212 252V250H210ZM217 251H218V250H217ZM235 251H232V252L235 253ZM239 251H238V253H239ZM242 251H243V250H242ZM244 251H245V250H244ZM247 251H248V250H247V248H246V251H245V252H246V254H249ZM255 251H256V250H255ZM7 252H8V251H7ZM43 252H44V251H43ZM76 252H77V251H76ZM81 252H82V251H81ZM94 252H96V251H94ZM97 252H99V251H97ZM97 252H96V254L98 255ZM101 252H102V251H101ZM108 252H106V253H108ZM132 252H131V253H132ZM140 252H139V253H140ZM149 252H150V249H149ZM172 252H173V251H172ZM205 252H206V250H205ZM205 252H204V253H205ZM214 252H215V251H214ZM225 252H226V251H225ZM259 252H260V251H259ZM41 253H42V252H41ZM54 253H55V252H53V254H54ZM59 253H60V252H59ZM65 253H66V252H65ZM70 253H71V252H70ZM70 253H69V255H68V253H67V255H68V256H71ZM85 253H86V252H85ZM92 253H93V252H92ZM114 253H115V252H114ZM117 253H119V252H117ZM137 253H138V252H137ZM139 253L137 254V258L141 257V256L138 257ZM147 253H148V251H147ZM159 253H160V252H159ZM162 253H163V252H162ZM162 253H160V254H162ZM167 253H169V251H168ZM177 253H178V252H177ZM181 253H182V252H181ZM183 253H182V254H183ZM199 253H200V252H199ZM207 253H209V251H207ZM216 253H217V252H216ZM218 253H220V252H218ZM221 253H222V252H221ZM226 253H227V252H226ZM234 253H233V254H234ZM243 253H244V252H243ZM243 253H241V254H243ZM251 253H250V255H251ZM254 253H255V252H254ZM10 254H11V253H10ZM63 254H64V253H63ZM63 254H62V255H63ZM72 254H73V252H72ZM79 254H80V253H79ZM83 254H84V251H83ZM83 254H82V255H83ZM86 254H87V253H86ZM89 254H90V253H88L87 255H89ZM124 254H125V253H124ZM127 254H129V251H128V253L126 252L125 255L127 256ZM134 254H135V256H136V253H135V252H133V255H134ZM143 254H144V253H143ZM148 254H149V253H148ZM148 254H147V255H148ZM150 254H151V252H150ZM157 254H158V253H157ZM157 254H156V255H157ZM160 254H159V255H160ZM179 254H180V253H179ZM182 254H180V255H182ZM191 254L194 256V254H193L192 252H191ZM195 254H196V253H195ZM210 254H211V253H210ZM210 254H208V255H210ZM235 254H236V253H235ZM235 254H234V255H235ZM241 254H240V255H241ZM17 255H18V254H17ZM36 255H37V254H36ZM44 255H45V254H44ZM57 255L59 256V254H57ZM57 255H56V256H57ZM75 255H76V253H75ZM93 255H95V253H94ZM93 255H92V257H93ZM102 255H103V253H102ZM106 255H107V254H106ZM122 255H123V253H122ZM122 255H120V256H122ZM131 255H132V254H131ZM141 255H142V254H141ZM144 255L146 256V254H144ZM151 255H152V254H151ZM162 255H164V254H162ZM198 255H199V254H198ZM203 255L205 256V254H203ZM206 255H207V254H206ZM218 255H219V254H218ZM220 255L222 256L223 253L220 254ZM220 255H219V257H220ZM225 255H226V254H225ZM225 255H224V257H226ZM229 255H230V254H229ZM240 255H239V256H240ZM243 255H245V254H243ZM262 255H263V254H262ZM54 256H55V255H54ZM65 256H66V255H65ZM79 256H81V255H79ZM84 256H85V255H84ZM84 256H83V258H84ZM95 256H96V255H95ZM98 256H99V255H98ZM98 256H97V257H98ZM103 256H104V255H103ZM129 256H130V255H129ZM135 256H133V257L136 259ZM145 256H144V257H145ZM148 256H149V255H148ZM148 256H146V257L149 258ZM153 256H154V255H153ZM160 256H161V255H160ZM169 256H170L169 258L171 259V255H169ZM193 256H192V257H193ZM199 256H200V255H199ZM227 256H228V254H227ZM236 256H237V255H236ZM239 256H237V257H239ZM254 256H255V254H254ZM66 257H67V256H66ZM74 257H75V256H74ZM76 257H77V256H76ZM81 257H82V256H81ZM88 257H89V256H87V258H88ZM107 257H108V256H107ZM107 257H105V258H107ZM110 257H111V255L109 256V258H110ZM116 257H117V255H116ZM122 257H123V256H122ZM124 257H125V256H124ZM127 257H128V256H127ZM127 257H126V258H127ZM131 257H132V256H131ZM150 257H151V256H150ZM210 257H212V256H210ZM210 257H207V260H206L207 262H208V259H210ZM214 257H215V256H214ZM219 257H217V259H218ZM224 257L222 258L223 260H225ZM228 257H229V256H228ZM230 257H231V256H230ZM234 257H235V256H234ZM241 257H242V256H241ZM241 257H240V258H241ZM243 257H244V256H243ZM243 257H242V258H243ZM249 257H251V256H249ZM58 258H59V257H58ZM60 258H61V257H60ZM60 258H59V259H60ZM63 258H64V256H63ZM78 258H80V257H78ZM78 258H77V259H78ZM85 258H86V256H85ZM87 258H86V259H87ZM95 258H96V257H94V259H95ZM120 258H121V257H120ZM153 258H154V257H153ZM153 258H151V259H153ZM158 258H159V257H158ZM158 258H157V260H160V259H158ZM162 258H163V257H161V261L164 259V258H163V259H162ZM166 258H167V256H166ZM169 258H168V259H169ZM172 258H173V257H172ZM193 258H194V260H196L195 257H193ZM198 258H201V257H198ZM220 258H221V257H220ZM231 258H232V257H231ZM244 258H245V257H244ZM247 258H248V255H247ZM256 258H257V257H256ZM2 259H3V257H2ZM49 259H50V258H49ZM56 259H57V257H56ZM59 259H58V260H59ZM64 259H65V258H64ZM69 259H70V257H69ZM69 259H68V261H67V264H68V262L70 263V261H71V260H69ZM71 259H73V257H72ZM75 259H76V258H74L73 260H75ZM89 259H91V258H89ZM89 259H88V260H89ZM110 259H111V258H110ZM178 259H179V258H178ZM178 259H177V260H178ZM182 259H183V258H182ZM190 259L192 260L191 257H190ZM227 259H228V258H227ZM229 259H230V258H229ZM237 259H238V258H237ZM254 259H255V258H253V261H254ZM259 259H260V257H259ZM262 259H263V258H262ZM39 260H40V259H39ZM52 260H53V259H52ZM65 260H67V258H66ZM81 260H82V259H81ZM81 260H78V261H80L79 263H81ZM95 260H96V259H95ZM107 260H109V259H107ZM115 260H116V259H114V263H116V262L119 260V255H118V260H116V262H115ZM120 260H121V259H120ZM130 260H132V261H131V262H132L131 264H135L137 261H139V260H137L135 263H133V262H134V261H133L134 259L131 258ZM140 260H141V259H140ZM142 260L144 261V258H142ZM171 260H172V259H171ZM174 260H175V259H174ZM203 260H205V259H203ZM213 260H215V259H213ZM213 260H212V261H213ZM219 260H221V259H219ZM223 260H222V263H223ZM231 260H233V259H231ZM231 260H228V261L230 262ZM243 260H244V259H243ZM246 260H247V259H246ZM249 260H250V258H249ZM260 260H261V259H260ZM54 261H55V260H54ZM61 261H62V260H61ZM86 261H87V260H85V262H86ZM98 261H99V260H98ZM112 261H113V260H112ZM123 261H124V260H123ZM145 261L148 262L147 259H146ZM145 261H144V262H145ZM164 261H165V260H164ZM180 261H181V260H180ZM192 261H193V260H192ZM196 261H198V259H197ZM196 261H195L194 264H196ZM199 261H200V260H199ZM210 261H211V260H210ZM212 261H211V262H212ZM216 261H217V260H216ZM225 261H227V260H225ZM228 261H227V262H228ZM244 261H245V260H244ZM250 261H251V260H250ZM250 261H249V262H250ZM261 261H262V260H261ZM34 262H35V261H34ZM51 262H52V261H51ZM56 262L58 263L57 260H56ZM74 262H75V263H73V264H78L77 261H74ZM76 262H77V263H76ZM91 262H92V261H90V263H91ZM94 262H95V264H98L96 261H93L92 263H94ZM103 262H104V261H103ZM106 262H107V261H106ZM119 262H120V261H119ZM121 262H122V261H121ZM124 262H125V261H124ZM129 262H130V261H129ZM141 262H142V261H141ZM141 262H140V263H141ZM157 262H158V261H157ZM159 262H160V261H159ZM167 262H168V260H166V264H167ZM178 262H179V260H178ZM178 262H177V263H178ZM189 262H190V261H189ZM189 262H187V263H189ZM201 262H202V264H203V261H202V260H201ZM217 262L219 263L220 261H217ZM217 262L214 261V263H217ZM227 262H224V263L226 264ZM232 262H234V261H232ZM238 262H239V261H238ZM241 262H243V261H241ZM241 262H239V263L241 264ZM247 262H248V261H246V263H247ZM35 263H36V262H35ZM44 263H46V261H45ZM62 263L65 264V262H62ZM82 263H83V261H82ZM82 263H81V264H82ZM122 263H123V262H122ZM162 263H163V262H162ZM168 263H169V262H168ZM171 263H173V262L171 261ZM171 263H170V264H171ZM198 263H199V262H198ZM198 263H197V264H198ZM205 263H206V262H205ZM208 263H209V262H208ZM218 263H217V264H218ZM235 263H236V259H235ZM235 263H234V264H235ZM1 264H2V263H1ZM49 264H50V263H49ZM59 264H60V263H59ZM83 264H85V263H83ZM86 264H87V263H86ZM88 264H89V263H88ZM102 264H103V263H102ZM110 264H111V263H110ZM137 264H139V263H137ZM142 264H143V262H142ZM144 264H146V263H144ZM149 264H150V263H149ZM152 264H153V263H152ZM155 264H156V263H155ZM160 264H161V262H160ZM163 264H165V263H163ZM175 264H176V263H175ZM182 264H185V263L182 262ZM190 264H192V263H190ZM199 264H200V263H199ZM209 264H211V263H209ZM212 264H213V262H212ZM219 264H221V263H219ZM227 264H228V263H227ZM230 264H232V263H230ZM236 264H238V263H236ZM242 264H243V263H242ZM244 264H245V263H244ZM261 264H262V263H261Z\"/></svg>",
	"mask_w": 264,
	"mask_h": 264
}]
</instances>
